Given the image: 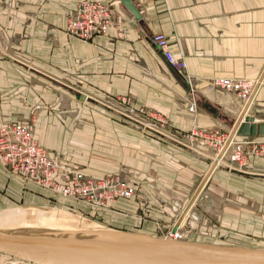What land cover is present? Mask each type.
I'll return each instance as SVG.
<instances>
[{
    "label": "crops",
    "instance_id": "crops-1",
    "mask_svg": "<svg viewBox=\"0 0 264 264\" xmlns=\"http://www.w3.org/2000/svg\"><path fill=\"white\" fill-rule=\"evenodd\" d=\"M81 1L0 0V117L31 125L43 148L63 154L85 174L123 172L131 178L137 195L114 209L138 224L149 219L161 224L170 209L192 201L191 208H202L210 196L205 188L222 191L234 179L210 168L211 151L193 152L171 139H155L109 110L125 97L162 114L181 132H229L247 117L264 122V85L247 103L207 88L215 78L256 80L264 75V0H131L139 19L120 0H88L111 7L122 36L110 28L87 42L66 34L67 21ZM156 34H163L170 51L185 62L195 80L192 88L167 64L152 40ZM221 175H226L223 184L217 182ZM195 185L197 191L189 194ZM243 188L249 191L231 195L243 201V211L234 208L231 219L243 215L247 235L250 230L264 240V159L250 160ZM48 196L0 166L2 205L40 206L54 198ZM232 198H223L225 211ZM0 264L22 263L0 256Z\"/></svg>",
    "mask_w": 264,
    "mask_h": 264
},
{
    "label": "built area",
    "instance_id": "built-area-1",
    "mask_svg": "<svg viewBox=\"0 0 264 264\" xmlns=\"http://www.w3.org/2000/svg\"><path fill=\"white\" fill-rule=\"evenodd\" d=\"M110 28L117 30L118 37L122 36V30L114 22L111 7L99 1L83 0L78 4L75 14L68 19L66 34L71 38L87 42L106 34ZM152 40L168 65L192 88L195 80L187 73L182 58L170 51L164 35L156 34ZM263 85L264 75L256 80L215 78L208 82L207 88L210 91L232 93L244 103V101L248 102L252 95L255 97ZM191 91L193 92V89ZM115 106L113 110L129 121L142 125L147 130L157 128L165 131L171 137L177 138L185 148L191 149L193 146L196 151L216 150L215 158L225 157L239 169L242 167L245 169L252 159H264L263 141L249 138L243 142L233 140L229 143L232 144L227 146L226 153L222 155L229 139L217 130L178 131L168 124L162 114L137 107L125 97L117 98ZM190 111H194L193 107ZM179 142L177 143L181 144ZM0 166L23 184H32L71 203H84L98 212H110L118 201L131 200L136 195L135 186L119 175L89 177L81 169L69 165L60 154L43 148L31 125L8 122L1 117ZM174 237L181 238L178 233Z\"/></svg>",
    "mask_w": 264,
    "mask_h": 264
},
{
    "label": "water",
    "instance_id": "water-1",
    "mask_svg": "<svg viewBox=\"0 0 264 264\" xmlns=\"http://www.w3.org/2000/svg\"><path fill=\"white\" fill-rule=\"evenodd\" d=\"M120 1L139 19L131 0ZM237 134L264 137V122L247 117ZM43 215L56 226H0V256L22 264H264V247L176 238V228L167 236L100 225L86 229L82 215L61 208L14 207L0 222Z\"/></svg>",
    "mask_w": 264,
    "mask_h": 264
},
{
    "label": "rangeland",
    "instance_id": "rangeland-1",
    "mask_svg": "<svg viewBox=\"0 0 264 264\" xmlns=\"http://www.w3.org/2000/svg\"><path fill=\"white\" fill-rule=\"evenodd\" d=\"M194 92L196 91L194 90L193 93ZM244 103H246V101ZM109 111H108L109 113L112 112L111 114L115 115V117L118 118L120 121L128 120L124 116L120 115L119 113H116L111 110ZM33 123H35V119H34V116H31L30 124H33ZM136 129L139 132L151 134L152 137H155V139L162 138L161 136L157 135L156 133L152 131L143 129L142 126L140 127L137 126ZM234 129L235 128H232V130L230 131L228 130L229 132L223 131V130H217V131L221 132L222 135L226 136L228 139L229 134L230 135L233 134ZM36 134L37 133H35V135ZM36 137L39 142L38 134L36 135ZM209 151H211L212 156H213L212 157L213 163L211 164L212 166L210 168H212L213 171L216 170L215 171L216 174L222 171L223 173H227L228 175H231L230 177H234V179L232 178V181L231 180L229 181L230 184H228V182L226 181L225 188L224 187L221 188L223 189L222 191L219 190L216 192H210L205 188L204 194L207 193L210 196H208L205 199V201L203 202L204 204L202 208L199 206L197 207L196 205V207L194 206L192 207L193 208L192 209L191 206L194 205V201H192L186 206H183V207L178 206L177 209H170L171 214L167 216L165 215L164 217H162L161 224L157 223L155 220H152V219H149L150 221L147 220V222L145 223L138 224L135 221H132V219L125 217L126 216L125 213L122 214L121 212L117 211L114 208L110 210V212H98V211L92 210L90 207L86 206L84 203L79 204L78 202L72 203L73 205H76L77 207H71L68 204V203H71L70 201L62 199L56 194H51L50 192H48V194L51 197L54 196V198L53 199L46 198L41 204H38V205L46 206V207H53V208H61V209L68 210L74 213H78L82 215L87 222L94 224V225L107 226V227L118 228V229H123V230H132V231L137 230V231L151 233L156 236H167L170 234V231L173 228H176V231L181 236V238L186 239V240L205 241V242H224V243H232V244L234 243L237 245L239 244V245H244V246L264 247V240L261 238H257L254 232H250L249 230L250 234L247 235L246 232L248 231H246L245 228L243 227V215L239 219H236V218L231 219V216H230L231 215L230 211H235L234 208H237L243 211V201H237V199L232 198L233 197L231 196L233 195L232 193L238 192V195L240 196L241 194L243 195V191L244 192L249 191L243 188V170H244L243 167L242 169H239L234 163H231L225 157H218L219 159L217 158L216 160H214L215 155L217 154L216 150L215 151L209 150ZM197 152H202V151L197 150ZM60 155L62 158H64L63 154H60ZM213 171H211L205 178H203V180L201 181V185L199 186V189H202L203 187H205V185H207L210 179V174ZM86 175L89 177H94V178H101V177H105L109 175L110 176L119 175L120 178L133 184L131 182L132 179L124 175L123 172H116V173L111 172L101 177L90 176L88 174ZM223 176H226V175H221L220 177L217 176V182L221 181L223 184L224 183ZM196 187L197 186L195 185L189 188V194H192L195 190L197 191ZM201 191H199V193H201ZM222 193L226 200L230 198L233 199V202L229 203L230 202L229 201L228 203H226V205H228V211H225L223 208L224 207V204H223L224 197L221 195ZM241 198L243 197H240V199ZM172 203L173 202H171V205ZM116 204L114 206H116ZM178 205H181V203L178 202ZM6 207L7 208L9 207L10 209L11 204L8 206H4L0 203V215L6 212ZM192 210L193 212H191ZM242 211H239L237 213H240ZM112 213H115V214H112ZM235 216H241V214L238 215L235 213ZM38 219L33 220V221H30L27 218H23V217L20 219H11L9 221L1 223L0 226L1 227H4V226L5 227H16V226H27V225L47 226L49 224H52V222L54 223V220L51 218H43L39 220ZM194 219L196 220V222L195 223L190 222L191 223L190 224L189 221L194 220ZM231 220L233 221L232 223H231Z\"/></svg>",
    "mask_w": 264,
    "mask_h": 264
},
{
    "label": "bare ground",
    "instance_id": "bare-ground-1",
    "mask_svg": "<svg viewBox=\"0 0 264 264\" xmlns=\"http://www.w3.org/2000/svg\"><path fill=\"white\" fill-rule=\"evenodd\" d=\"M165 37V36H164ZM166 38V37H165ZM175 55V54H174ZM177 56V55H176ZM168 64V63H167ZM176 73V72H175ZM177 74V73H176ZM177 75H179V74H177ZM180 76V75H179ZM181 77V76H180ZM243 80H246V79H243ZM240 100V99H239ZM241 101V100H240ZM245 102V101H244ZM247 102V101H246ZM193 107V109L195 110V105H191V107L190 108H192ZM190 108H189V111H190ZM191 112V111H190ZM194 112V111H193ZM245 117V116H244ZM243 123V121L242 122H240V123H237L235 126H234V130H233V134H229V137H228V141H227V144L225 145V147H224V149H223V151H222V154L224 155V153H226V148H227V146H229L230 144V142L231 141H241V142H243V140H246V138H249V139H254V140H258V141H263V140H261V139H258V138H250V137H241V136H238V134H237V130H238V128H239V126L241 125ZM142 126V125H141ZM144 126L145 127H147L145 124H144ZM143 127V126H142ZM148 128V127H147ZM143 129H145L144 127H143ZM149 129V128H148ZM150 131H152V132H154V133H156L157 135H159V136H161L162 138H168V139H171V140H173L174 142H179L178 140H177V138H173V137H171L170 135H168V133L167 132H163V131H161V130H159V129H157V128H154V129H149ZM264 142V141H263ZM179 143H181V142H179ZM182 144V143H181ZM183 145V144H182ZM188 150H190V151H193V152H197L196 150H195V148L193 149V146L191 147V149L190 148H187ZM201 150V149H200ZM218 157H216L214 160H216ZM219 159V158H218ZM229 160V159H228ZM230 161V160H229ZM231 162V161H230ZM20 218H22V217H16L15 219H20ZM43 218H51L50 216L49 217H47V216H40V218L39 219H43ZM38 219V220H39ZM52 219V218H51ZM54 220V219H53ZM6 221H9V220H4L3 222H6ZM55 221V220H54ZM3 222H0V224L1 223H3ZM55 223V222H54ZM53 222H52V224H49V225H47V226H51V227H53V226H56L55 224H54ZM59 224H62L63 225V223H59ZM178 227V226H177ZM82 228H86V229H91V228H97V226H95V225H93V224H91V223H84V224H82ZM177 232V231H176ZM175 236V235H174Z\"/></svg>",
    "mask_w": 264,
    "mask_h": 264
}]
</instances>
